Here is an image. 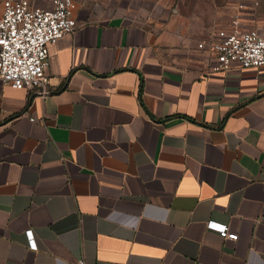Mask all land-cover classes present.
<instances>
[{
  "label": "crops",
  "instance_id": "obj_1",
  "mask_svg": "<svg viewBox=\"0 0 264 264\" xmlns=\"http://www.w3.org/2000/svg\"><path fill=\"white\" fill-rule=\"evenodd\" d=\"M75 2L47 92L0 81V264H264V67L212 72L197 48L239 0Z\"/></svg>",
  "mask_w": 264,
  "mask_h": 264
},
{
  "label": "built area",
  "instance_id": "obj_2",
  "mask_svg": "<svg viewBox=\"0 0 264 264\" xmlns=\"http://www.w3.org/2000/svg\"><path fill=\"white\" fill-rule=\"evenodd\" d=\"M49 2L50 7H40L28 0H0V81L11 89L47 92L48 47L77 28L75 0ZM254 6L238 2L230 23L197 45L207 53L212 72L224 73L234 65L241 70L264 67V24L252 29L241 24V15L253 13ZM205 226L224 240L238 238L225 224L210 220ZM25 234L28 247L36 250L32 231Z\"/></svg>",
  "mask_w": 264,
  "mask_h": 264
},
{
  "label": "rangeland",
  "instance_id": "obj_3",
  "mask_svg": "<svg viewBox=\"0 0 264 264\" xmlns=\"http://www.w3.org/2000/svg\"><path fill=\"white\" fill-rule=\"evenodd\" d=\"M118 10H122L125 13H133L134 15H143L144 18L149 15H159L162 16L159 5L162 0H116ZM235 0H225L226 4ZM245 0H239V2H244ZM253 1L254 7L256 9V14L264 20V0H246ZM254 9V10H255Z\"/></svg>",
  "mask_w": 264,
  "mask_h": 264
}]
</instances>
